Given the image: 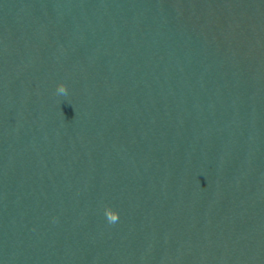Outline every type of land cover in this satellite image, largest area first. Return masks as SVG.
<instances>
[{"label": "water", "instance_id": "1", "mask_svg": "<svg viewBox=\"0 0 264 264\" xmlns=\"http://www.w3.org/2000/svg\"><path fill=\"white\" fill-rule=\"evenodd\" d=\"M0 264H264V0H0Z\"/></svg>", "mask_w": 264, "mask_h": 264}, {"label": "clouds", "instance_id": "2", "mask_svg": "<svg viewBox=\"0 0 264 264\" xmlns=\"http://www.w3.org/2000/svg\"><path fill=\"white\" fill-rule=\"evenodd\" d=\"M61 91H64V87L63 86H61ZM117 219H118V217L116 215H112L110 217V222H115V221H117Z\"/></svg>", "mask_w": 264, "mask_h": 264}]
</instances>
